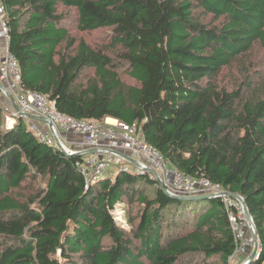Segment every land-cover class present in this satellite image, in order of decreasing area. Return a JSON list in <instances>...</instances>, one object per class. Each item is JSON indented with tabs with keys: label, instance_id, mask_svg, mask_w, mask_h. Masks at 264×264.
I'll return each mask as SVG.
<instances>
[{
	"label": "trees",
	"instance_id": "trees-1",
	"mask_svg": "<svg viewBox=\"0 0 264 264\" xmlns=\"http://www.w3.org/2000/svg\"><path fill=\"white\" fill-rule=\"evenodd\" d=\"M0 1L25 89L78 120L138 121L173 169L242 196L259 238L249 264H264V89L219 80L264 53V0ZM102 28L114 55L86 37ZM8 115L0 101V264H229L237 242L222 199L176 200L160 186L151 197L141 187L156 182L128 173L87 186L80 156L41 142L23 117L5 128ZM202 204L191 230L167 218Z\"/></svg>",
	"mask_w": 264,
	"mask_h": 264
},
{
	"label": "built area",
	"instance_id": "built-area-1",
	"mask_svg": "<svg viewBox=\"0 0 264 264\" xmlns=\"http://www.w3.org/2000/svg\"><path fill=\"white\" fill-rule=\"evenodd\" d=\"M6 18L7 12L5 7L1 5L0 37L7 45L0 62V81L6 87L1 92L6 97L12 96L19 107V110L15 109L12 112L5 108L9 112L7 117L13 120V124L16 118L27 119L26 114L47 119L52 123V126L47 125L46 131L40 128L37 122L27 120L31 122L30 129L38 139L51 146L56 145L55 136H59L60 144L66 147L63 143L66 142V139H64L61 131L80 137L82 145L74 152H78L82 158L81 161L77 162V166L84 175L87 186L90 182L97 183L103 180L105 176L114 180L121 171H130L127 164L132 162L118 156V152H126L136 163V173L149 176L158 184L165 186L172 194L189 196L208 194L222 199L237 242V248L232 257H237L239 254L243 255L246 252L249 242L245 230L251 228L253 234L254 227L247 221L242 203L229 197L219 184H214L205 177L194 178L171 168L164 155L144 140L140 122L128 124L117 119L113 120L112 123L78 120L58 112L49 103L47 97L41 93L25 89L21 85L19 62L9 50L10 35ZM122 214V211H118L117 216H114L115 219L125 222ZM253 240L255 241L254 236L251 241ZM247 259L248 257L241 264H249Z\"/></svg>",
	"mask_w": 264,
	"mask_h": 264
},
{
	"label": "rangeland",
	"instance_id": "rangeland-1",
	"mask_svg": "<svg viewBox=\"0 0 264 264\" xmlns=\"http://www.w3.org/2000/svg\"><path fill=\"white\" fill-rule=\"evenodd\" d=\"M111 31H112V28H102V29H99L97 31H94L93 33H88L86 35V37L90 41H92L93 44H95L98 47H107L106 49L108 50V52L111 55H114V54H116L117 51H116V47H110L111 46V40H112L111 36H110ZM245 61L247 64L246 65L247 68L242 67L243 66L242 63H240V64L239 63L238 64L233 63L230 67L225 69L221 78L219 79L220 83L223 85L226 84L229 87V89H234L237 87H241L245 81H251L254 79L256 84H258V85L261 84L262 88L264 89V53H263V51L256 48L255 50H253L252 53H250L248 55V57L245 59ZM122 77L129 84H136L137 83L133 78L130 77V75L127 73V71L123 70ZM4 87H5V85H4ZM8 118L9 117H7V119L4 123L5 124L4 126L7 129H11L12 127H14L15 123L13 124L12 123L13 120L8 119ZM27 119H26V121L30 124L31 122L28 121ZM63 133H65V132L61 131V134H63ZM65 134H68V133H65ZM64 139H66V137ZM55 140H56V138H55ZM69 142L68 143L63 142L66 145L65 150H68L69 152H74V151H76L77 148L81 147V145L78 144L77 142H75L73 144H69ZM55 147L59 149L57 141H56ZM43 182H44L43 179H38L37 181H33V183L24 184V186L22 188V190L24 191V195L29 198V196L33 192H35V188L37 189V187H41L44 185ZM159 186H160V184H158L156 182V184H154V185H149V186L144 185L143 187H141V190L145 194H149L151 197H154L156 188ZM202 195H208V194H202ZM123 200H124V202L122 203V205L124 207H128V208L130 207L129 211H130L131 215L137 216L139 209H140V204L138 202L128 203L127 201H125V199H123ZM235 204H236V202H235ZM206 206H207V204H202L193 213L192 208H190V207H188L186 209L184 207L174 205L168 210L167 218H170L172 216L173 219L171 218V221L174 222V224H176L179 227V229H177V230H180L182 232H184L185 230H191L192 224L195 220L196 212L198 210H201V209L204 210V208ZM116 211L117 210H115V211L113 210V212H112L113 215L115 214L114 216H117L118 211L117 212ZM181 214H184V215L181 216ZM122 216L124 218L125 213ZM227 216H228V214H227ZM184 222H186V223H184ZM245 233H246L247 241L249 242L248 249L246 250V252L243 255L239 254V255H237V257L236 256L231 257L229 260V264H241V262L245 261L246 258L249 257L251 255V253L253 252L255 241L254 240L251 241V239H253L252 229L247 228L245 230ZM105 244L108 245V244H110V242L106 241ZM241 257H244L243 261H240ZM213 259H218V257H214Z\"/></svg>",
	"mask_w": 264,
	"mask_h": 264
},
{
	"label": "water",
	"instance_id": "water-1",
	"mask_svg": "<svg viewBox=\"0 0 264 264\" xmlns=\"http://www.w3.org/2000/svg\"><path fill=\"white\" fill-rule=\"evenodd\" d=\"M0 88L2 90L5 89L4 85L2 84V82L0 81ZM9 98L12 99V96L9 95ZM15 103V108L16 110H19V107L18 105ZM26 117L30 120H33V121H38V122H41V123H44V124H47L49 125L50 127L52 126V123L50 121H48L47 119L41 117V116H37V115H31V114H26ZM56 138V141H57V144L59 146V149L64 152L65 154H68L70 156H79V153L78 152H69L68 150H65V147H63L61 144H60V141H59V137L58 136H55ZM127 159L132 162V163H135V161L130 158V157H127ZM163 185H160V189H162V191L170 198H173V199H176V200H181V201H197V200H204V199H214L215 197L213 195H197V196H189V195H174V194H170L167 192V190L162 187ZM228 196L231 197V198H234V199H237L239 200L242 205H243V208H244V211H245V216H246V219L247 221L249 222L250 225H252L254 227V231H253V236L255 238V245H254V248H253V252L251 253V255L248 257V262H251L259 253V238H258V235H257V232H256V229H255V225H254V221H253V218L251 216V213L247 207V204L245 202V200L243 199L242 196H240L239 194L237 193H228ZM243 264H246V263H243Z\"/></svg>",
	"mask_w": 264,
	"mask_h": 264
},
{
	"label": "crops",
	"instance_id": "crops-1",
	"mask_svg": "<svg viewBox=\"0 0 264 264\" xmlns=\"http://www.w3.org/2000/svg\"><path fill=\"white\" fill-rule=\"evenodd\" d=\"M1 5H2V3H1V1H0V6H1ZM6 48H7V45H6L5 41L0 37V62H1V59H2L3 53L5 52ZM1 90H2V89L0 88V101H1L2 105H3L5 108H8V109H9V112H12L13 110L16 109V108H15V103H14V102H16V101H15V99H14L13 97H12V99H11V98H9V97L4 96V95L2 94V92H1ZM113 120H115V119H113V118H106V119H105V121L110 122V123H112ZM32 121H33V120H32ZM34 122H37V125H38L39 127H41L44 131H46V129H47L46 125H47V124H44V123H41V122H38V121H34ZM63 136L66 137V142H67V143L70 141L69 144H73V143L77 142L78 144L82 145V144H81V139H80V137H78V136H76V135H74V134H70V133L65 134V133H63ZM72 141H73V142H72ZM75 148H76V147H75ZM77 149H79V148H77ZM170 167H171V165H170ZM171 168H172V167H171ZM243 260H244V257H241V258H240V261H243Z\"/></svg>",
	"mask_w": 264,
	"mask_h": 264
},
{
	"label": "bare ground",
	"instance_id": "bare-ground-1",
	"mask_svg": "<svg viewBox=\"0 0 264 264\" xmlns=\"http://www.w3.org/2000/svg\"><path fill=\"white\" fill-rule=\"evenodd\" d=\"M118 156L119 157H124L125 159H127V157H130L128 153L126 152H118ZM130 163V162H129ZM130 168V171H127V172H124V171H121L120 173H128V174H132V175H140V173H136L135 172V167H136V163H130V164H127ZM109 176H105L103 178H108ZM91 183H94V182H90ZM165 188V186H162ZM166 189V188H165ZM167 190V189H166ZM168 193H170L168 190H167ZM227 194L230 193V192H226ZM172 194V193H170ZM175 195V194H174ZM197 195H202V194H197ZM197 195H192V196H197Z\"/></svg>",
	"mask_w": 264,
	"mask_h": 264
}]
</instances>
